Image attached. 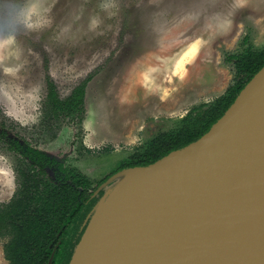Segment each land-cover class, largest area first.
Listing matches in <instances>:
<instances>
[{
	"label": "rangeland",
	"instance_id": "rangeland-1",
	"mask_svg": "<svg viewBox=\"0 0 264 264\" xmlns=\"http://www.w3.org/2000/svg\"><path fill=\"white\" fill-rule=\"evenodd\" d=\"M249 42L264 47V0H0V119L100 179L161 124L223 94L234 77L225 53ZM88 76L83 120L52 138L48 79L66 98ZM14 166L0 142V205L16 191Z\"/></svg>",
	"mask_w": 264,
	"mask_h": 264
},
{
	"label": "water",
	"instance_id": "water-1",
	"mask_svg": "<svg viewBox=\"0 0 264 264\" xmlns=\"http://www.w3.org/2000/svg\"><path fill=\"white\" fill-rule=\"evenodd\" d=\"M99 190L69 264H264V66L200 138Z\"/></svg>",
	"mask_w": 264,
	"mask_h": 264
},
{
	"label": "trees",
	"instance_id": "trees-1",
	"mask_svg": "<svg viewBox=\"0 0 264 264\" xmlns=\"http://www.w3.org/2000/svg\"><path fill=\"white\" fill-rule=\"evenodd\" d=\"M248 41L246 37L244 43ZM225 60L233 64L234 72L226 92L209 104L195 106L169 130L161 131L140 147L122 166L148 165L205 134L264 66V47L257 48L249 42L239 51L226 52ZM90 80L88 76L69 96L62 98L55 82L48 79V95L42 110L44 132H56L63 121L83 120ZM5 130L11 140L10 147L23 154L15 168L17 190L10 201L0 205V240L7 239L4 254L8 264H48L56 247L53 264H69L88 216L104 191L95 198H90L86 188L81 192L78 187H88L89 182L74 170L66 174L71 182L64 180L57 185L43 168L51 160L29 143H24L27 147L19 143L17 134L0 119L1 141L5 135L1 132Z\"/></svg>",
	"mask_w": 264,
	"mask_h": 264
},
{
	"label": "flooded vegetation",
	"instance_id": "flooded-vegetation-1",
	"mask_svg": "<svg viewBox=\"0 0 264 264\" xmlns=\"http://www.w3.org/2000/svg\"><path fill=\"white\" fill-rule=\"evenodd\" d=\"M229 87V86H228ZM227 87V88H228ZM227 90V89H226ZM226 92V91H225ZM224 92V93H225ZM223 93V94H224ZM223 94H221V95H223ZM220 95V96H221ZM219 96V97H220ZM218 98V97H217ZM217 98H214L213 99V101L214 100H216ZM213 101H207V102H205V103H207V104H209V103H211V102H213ZM202 104H204V103H202ZM201 105V104H200ZM85 108H86V104H85ZM194 107H192V108H190L188 111H187V113L186 114H184L182 117H180V118H177L176 119V121H174V124H170L167 128H162L163 126H164V123L163 124H161V128H159L156 132H154V133H152V135L149 137L150 139L151 138H153L154 136H156L157 134H159L161 131H164V130H169L171 127H173L178 121H180L182 118H184L192 109H193ZM169 122H170V120H169ZM64 124V125H69V127L71 126L72 128L73 127H77L78 126V123L77 122H73V121H71V120H67V121H63V122H61V124ZM60 124V125H61ZM168 125V124H167ZM59 128H60V126H59ZM59 128H57V130H56V132H54V133H47V132H45V133H47V134H49V135H51V137L52 138H55V137H57L58 136V133L59 132H57L58 130H59ZM13 131H14V133H16L17 134V136H18V138H17V136H16V140L18 139V142L19 143H22V145L24 146V147H27V145H25L24 143H29L33 148H35V149H37V150H39V151H41L46 157H48V159L49 160H51V163L50 164H46L43 168H44V171L46 172V176L47 177H50V179L53 181V182H55L57 185H59V184H61V181H64V180H66L67 182H71V179H67L66 178V174L69 172V171H72V170H74L77 174H81L82 176H84L85 177V179L89 182L88 184H89V186L88 187H84V186H79L78 188H79V190L81 191V192H83V190H84V188H86V190H87V193L90 195V198H95V197H97L101 192H102V190H99L100 189V186L102 185V183L104 182V181H106L110 176H112L114 173H116L117 171H119V170H121V169H123V168H126L127 166H122V164L124 163V162H126L128 159H129V157L131 156V155H133L140 147H142V146H144V145H146L147 144V142L150 140H148V141H146V142H144V143H141V144H139V145H137L136 147H135V151H134V153H132L130 156H128V157H125L124 159H122V161H120L119 162V164H118V166L116 167V168H114L113 170H112V172H110V173H107L104 177H102V178H100V179H95V178H92L91 176H89L88 174H86V173H84L79 167H77L76 165L75 166H73V165H71V164H68L67 163V157L69 156V155H67L64 159H59L58 157H56V156H54V155H51L50 153H48L47 151H45V150H43L38 144L36 145V144H34L33 142H31V141H29L28 139H26V138H24V137H22L19 133H18V131H16V129H13ZM3 132H5V135L3 136L2 134H3ZM76 132H77V129H76ZM75 132V133H76ZM73 134V136H74V138H73V141H72V144L75 146L76 144H77V139L79 138L78 137V135L77 134ZM1 135H2V138H3V140L5 141H1L0 140V142H2L3 144H4V146H5V149L8 151V152H12L13 154H14V156H15V166H14V171H15V173H16V179H17V172H16V166H18V164H19V162H20V158H22L23 157V154H22V151L20 150L19 152L17 151V150H15V149H12L11 147H10V143H11V140H10V138H8V133H7V130H5V131H2L1 132ZM22 140V141H21ZM25 140V141H24ZM86 151H88V152H91V149H89L88 147L86 148ZM17 187H18V183H17ZM16 190H17V188H16ZM16 192V191H15ZM14 195V194H13ZM13 197V196H12ZM10 201V200H9ZM56 250H57V247L55 248V250L52 252V254H51V256L54 254V258H55V253H56ZM51 258V257H50ZM54 258H53V262H54ZM49 261H50V259H49ZM49 263V262H48ZM53 264V263H52Z\"/></svg>",
	"mask_w": 264,
	"mask_h": 264
}]
</instances>
